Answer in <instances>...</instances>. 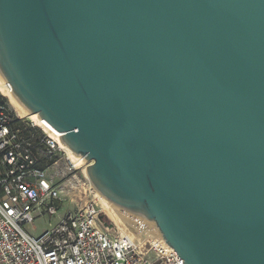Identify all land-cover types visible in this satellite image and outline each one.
<instances>
[{"label":"water","instance_id":"1","mask_svg":"<svg viewBox=\"0 0 264 264\" xmlns=\"http://www.w3.org/2000/svg\"><path fill=\"white\" fill-rule=\"evenodd\" d=\"M0 84L182 264H264V0H0Z\"/></svg>","mask_w":264,"mask_h":264},{"label":"built area","instance_id":"2","mask_svg":"<svg viewBox=\"0 0 264 264\" xmlns=\"http://www.w3.org/2000/svg\"><path fill=\"white\" fill-rule=\"evenodd\" d=\"M34 129L0 98V264H182L140 219L120 211L125 231L109 229L97 197L35 236V222L57 216L65 200L46 163L63 156L69 181L76 169L55 138Z\"/></svg>","mask_w":264,"mask_h":264},{"label":"rangeland","instance_id":"3","mask_svg":"<svg viewBox=\"0 0 264 264\" xmlns=\"http://www.w3.org/2000/svg\"><path fill=\"white\" fill-rule=\"evenodd\" d=\"M0 98L4 101L5 104H7L8 109L10 110L11 114H13L14 118L21 120L24 122V124L28 128H33V125L26 119L22 118L18 115L17 112H15V108L13 104L7 99L6 97L2 96L0 94ZM35 131L40 133V130L35 127ZM55 163V164H53ZM65 158L63 156H60L57 160H52L50 162H47L46 165H50L47 171V175L51 178L53 185L55 187H59V190H61L62 194L65 196L64 203L62 204L57 216L54 218L48 220V219H41L35 222L34 227L36 229V232L34 233L35 236H38L41 232L44 230H49L51 227L57 225L60 220L64 217L65 214L69 212H74L76 209L87 199L97 197L99 196L97 192L91 187L86 175H85V168L86 166H81L78 168H75L74 171L75 180L69 181L68 179H63L62 173L65 170ZM45 166V165H44ZM98 198V197H97ZM99 200V199H98ZM100 202V200H99ZM101 204V203H100ZM101 208L103 209L102 205ZM113 213L114 215H117V218L121 217V212L116 206L114 207ZM118 212V213H117ZM102 222L106 224V226L110 228H114V226H117V223L119 225L118 221H114L108 213L103 210L102 213ZM113 220V221H112ZM115 222V223H114ZM123 223V222H121ZM124 226V225H123ZM125 227V226H124ZM121 229V227H119Z\"/></svg>","mask_w":264,"mask_h":264},{"label":"bare ground","instance_id":"4","mask_svg":"<svg viewBox=\"0 0 264 264\" xmlns=\"http://www.w3.org/2000/svg\"><path fill=\"white\" fill-rule=\"evenodd\" d=\"M9 88L7 85H1L0 84V94L4 97H6L7 99H9V101L13 104L14 108H15V112L18 113V115L22 118H26L34 127L38 128L40 131H42L45 135H48L50 137H53L57 140L58 144L60 145V147L64 150L65 154L68 157V160L70 161V163L73 165L74 168H78L81 166H89L91 163H83L81 162L78 158H76L73 154H71V152L69 151V149L64 146L61 142H60V138H59V133L54 130L48 123H46L45 121L41 120L39 121V118L37 117V115H30L28 116L27 114H25L21 109H19L14 102L12 101V99L10 98L9 94H8ZM99 195V194H98ZM100 200V203L103 207V210L105 211V213L107 212L108 215H110V217L115 221L119 222V225L117 223L118 228L121 227L120 231L124 232L125 231V227L123 226L124 224L121 223V217L117 218V215H114L113 213L116 214V212L114 211V205L111 204L110 202H108L106 199H104L103 197H101L100 195L97 196ZM98 200V201H99ZM117 208V207H116ZM118 213V212H117ZM112 220V221H113ZM115 223V222H114Z\"/></svg>","mask_w":264,"mask_h":264},{"label":"trees","instance_id":"5","mask_svg":"<svg viewBox=\"0 0 264 264\" xmlns=\"http://www.w3.org/2000/svg\"><path fill=\"white\" fill-rule=\"evenodd\" d=\"M1 100H2V98H1ZM2 102H4V101L2 100Z\"/></svg>","mask_w":264,"mask_h":264}]
</instances>
